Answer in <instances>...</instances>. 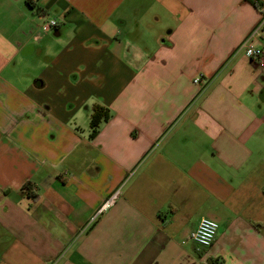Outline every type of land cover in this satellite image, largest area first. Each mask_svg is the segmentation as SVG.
Listing matches in <instances>:
<instances>
[{
  "label": "crops",
  "instance_id": "0c3cea01",
  "mask_svg": "<svg viewBox=\"0 0 264 264\" xmlns=\"http://www.w3.org/2000/svg\"><path fill=\"white\" fill-rule=\"evenodd\" d=\"M27 1L0 0V264H264V54L236 52L264 0Z\"/></svg>",
  "mask_w": 264,
  "mask_h": 264
},
{
  "label": "built area",
  "instance_id": "2783aa9c",
  "mask_svg": "<svg viewBox=\"0 0 264 264\" xmlns=\"http://www.w3.org/2000/svg\"><path fill=\"white\" fill-rule=\"evenodd\" d=\"M58 25L55 19L45 20L41 24L42 31H48ZM264 39V13L261 14L259 21L252 27L248 34L242 39L236 48V52L242 53L252 60H259L264 50L257 43ZM194 83H201L200 76L194 78ZM122 184L115 188L96 209L90 218V222L94 221L102 212L107 210L119 198ZM218 223L207 217L199 220L196 228L189 234V239L202 248L209 247L218 231Z\"/></svg>",
  "mask_w": 264,
  "mask_h": 264
},
{
  "label": "trees",
  "instance_id": "16d2710c",
  "mask_svg": "<svg viewBox=\"0 0 264 264\" xmlns=\"http://www.w3.org/2000/svg\"><path fill=\"white\" fill-rule=\"evenodd\" d=\"M254 6L258 7L257 0H249ZM28 5L34 7V5L28 0ZM108 117L106 110L102 107L96 105L93 107V113L91 114L90 118V126L92 128L91 135L93 136L96 132V128L100 121L105 120Z\"/></svg>",
  "mask_w": 264,
  "mask_h": 264
}]
</instances>
